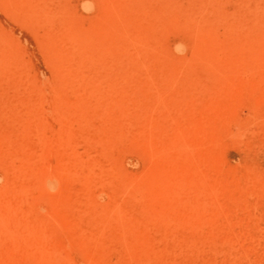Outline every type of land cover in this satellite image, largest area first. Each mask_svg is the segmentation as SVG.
I'll return each mask as SVG.
<instances>
[{
  "label": "rangeland",
  "instance_id": "374dc122",
  "mask_svg": "<svg viewBox=\"0 0 264 264\" xmlns=\"http://www.w3.org/2000/svg\"><path fill=\"white\" fill-rule=\"evenodd\" d=\"M0 264H264V0H0Z\"/></svg>",
  "mask_w": 264,
  "mask_h": 264
}]
</instances>
